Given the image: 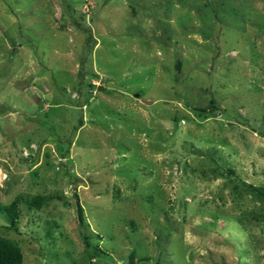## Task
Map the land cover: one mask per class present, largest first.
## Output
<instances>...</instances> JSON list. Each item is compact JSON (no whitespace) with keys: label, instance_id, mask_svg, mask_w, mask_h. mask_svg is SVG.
I'll return each mask as SVG.
<instances>
[{"label":"rangeland","instance_id":"374dc122","mask_svg":"<svg viewBox=\"0 0 264 264\" xmlns=\"http://www.w3.org/2000/svg\"><path fill=\"white\" fill-rule=\"evenodd\" d=\"M254 188L264 0H0V203L21 199L0 235L23 264H264Z\"/></svg>","mask_w":264,"mask_h":264},{"label":"trees","instance_id":"16d2710c","mask_svg":"<svg viewBox=\"0 0 264 264\" xmlns=\"http://www.w3.org/2000/svg\"><path fill=\"white\" fill-rule=\"evenodd\" d=\"M84 31L91 37V32L89 29L83 28ZM211 105L215 106V102H212ZM257 194L264 197V190L254 188L253 189ZM20 198L14 200L10 205H2L0 203V214H5L10 222L9 229L16 230L18 219L20 216L19 205ZM50 200V196H35L31 200L27 201L28 205L35 209H42L44 205ZM136 252L133 251L130 255V264L136 263ZM24 256L21 249L9 242L0 235V264H23Z\"/></svg>","mask_w":264,"mask_h":264}]
</instances>
